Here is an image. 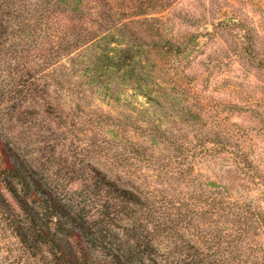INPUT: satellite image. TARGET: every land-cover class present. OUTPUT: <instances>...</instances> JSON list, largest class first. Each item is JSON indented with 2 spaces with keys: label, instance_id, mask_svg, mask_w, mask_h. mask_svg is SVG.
Segmentation results:
<instances>
[{
  "label": "rangeland",
  "instance_id": "rangeland-1",
  "mask_svg": "<svg viewBox=\"0 0 264 264\" xmlns=\"http://www.w3.org/2000/svg\"><path fill=\"white\" fill-rule=\"evenodd\" d=\"M154 3L147 14H160L163 36L182 45L181 54L166 61L165 94L154 103L132 92L57 102L56 86L44 79L38 83L44 96H14L17 70L2 55L0 132L28 174L88 234L124 250L131 264H201V220L190 222L188 210L201 174L236 196L259 195L254 185L248 192L254 175H245L243 166L225 159L211 164L214 157L201 161V131L218 133L225 148L240 147L264 178V0ZM31 60L24 56L18 70L35 68ZM133 146L153 156L154 172L138 165L140 157L126 166L122 155ZM125 179L139 180L155 204L151 215L120 198ZM4 187L0 264H60L52 246L29 232L19 199ZM194 209L201 212L200 204ZM226 252V264L233 263Z\"/></svg>",
  "mask_w": 264,
  "mask_h": 264
},
{
  "label": "trees",
  "instance_id": "trees-1",
  "mask_svg": "<svg viewBox=\"0 0 264 264\" xmlns=\"http://www.w3.org/2000/svg\"><path fill=\"white\" fill-rule=\"evenodd\" d=\"M154 2L0 0V56L9 55L16 67L14 96H44L45 86L41 89L38 83L49 79L56 86L57 102L69 95L104 94L116 99L132 92L154 103L166 92L167 59L182 50V45L163 36L164 18L147 14ZM26 55L35 68L18 70ZM144 154L143 147L133 146L122 157L126 166L140 157L138 165L152 167L153 156ZM213 157L211 164L216 159L231 160L243 166L245 175L253 173L248 192L254 191V185L259 195L236 196L228 186L201 174V190L191 194L192 208L188 206L190 222L201 220V264H226L227 250L233 256L231 264H264V178L257 177L240 147L225 148L218 133L201 131V161ZM138 182L122 181L120 198L151 215L155 204ZM4 186L19 199L29 232L52 246L60 264H131L124 250L113 251L102 237L88 234L78 218L28 174L0 132V199ZM199 204L201 212L194 209ZM221 248L229 249L218 256Z\"/></svg>",
  "mask_w": 264,
  "mask_h": 264
}]
</instances>
